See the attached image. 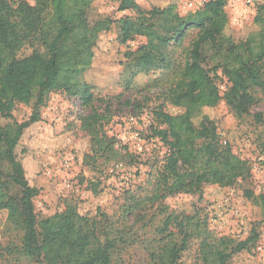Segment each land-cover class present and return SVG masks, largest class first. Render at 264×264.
Listing matches in <instances>:
<instances>
[{"label":"rangeland","instance_id":"1","mask_svg":"<svg viewBox=\"0 0 264 264\" xmlns=\"http://www.w3.org/2000/svg\"><path fill=\"white\" fill-rule=\"evenodd\" d=\"M34 4L35 0H28ZM209 0H137L140 8L175 7L185 16ZM120 0H96L87 9L91 26L108 21L94 48L92 66L83 80L92 86L94 99L84 106L78 96L52 92L40 108L41 119L27 127L16 148L31 185L39 189L33 199L38 221L52 218L67 209L99 224L97 236H118L111 264H160L152 254L161 251V234L167 216L198 214L218 236L245 240L252 232L259 238L249 249L235 254L231 264H264V93L255 86L251 93L256 103L238 114L224 100L209 112L220 141L248 165V173L233 186L208 183L197 193L167 194L162 186L167 144L154 136V128H164L156 115L159 108L171 114L182 109L168 97L161 73L137 72L127 53L146 42L144 37L122 42L119 20L137 16L121 10ZM257 9V10H256ZM231 37L240 42L260 29L264 9L246 7L243 0H228ZM242 15L244 18H239ZM238 19V20H237ZM239 20L241 21L239 23ZM261 20V21H260ZM186 38L188 47L195 36ZM25 49V54L31 52ZM179 49L177 55H181ZM203 64L211 73L220 56L209 47ZM185 57L181 56L184 61ZM264 78V60L259 64ZM218 75L221 71L218 70ZM217 82L222 91L229 85L226 77ZM223 87V88H222ZM37 91L28 103H18L13 120L23 122L31 116ZM107 114L105 118L100 117ZM9 124L11 119H1ZM198 129V128H196ZM199 139H196L198 141ZM18 188L8 189L9 197ZM24 230L9 209L0 206V264H62L53 260L54 252L29 257L23 249ZM170 240L167 237L162 246ZM178 264H202L199 240L195 238L183 252Z\"/></svg>","mask_w":264,"mask_h":264},{"label":"trees","instance_id":"2","mask_svg":"<svg viewBox=\"0 0 264 264\" xmlns=\"http://www.w3.org/2000/svg\"><path fill=\"white\" fill-rule=\"evenodd\" d=\"M94 1L35 0L32 4L0 0V206L9 209L10 216L22 225L27 256L46 257L54 252L53 260L61 259L62 264H111L119 238L109 233L104 238L97 236L99 224L74 209L38 221L33 199L39 189L30 184L16 148L24 130L41 119L40 108L50 93L78 96L84 106L93 102L92 86L82 77L92 66L99 33L109 28L105 20L89 24L87 9ZM120 1L121 10L138 14L119 20L121 41L137 36L146 39L127 53L128 60L137 72L161 73L170 102L182 109L175 115L162 108L156 112L165 127L154 128V136L168 146L161 179L166 193H197L208 183L233 186L248 173V165L228 143L220 141L209 112L224 100L238 114L247 113L256 103L251 89L259 86L264 93L259 70L264 60V22L245 40L236 42L225 10L228 0H209L185 16L173 5L144 11L137 0ZM193 31L195 36L184 47ZM209 47L220 56L214 73L203 64V53ZM26 48L32 49L29 54H25ZM179 49L181 55H177ZM219 77L228 80L225 91L217 82ZM35 91L29 119L13 120L15 106L30 102ZM1 119L12 122L2 124ZM10 187L18 188L17 195L9 197ZM170 226L175 230L161 237V251L152 254L160 264H178L195 238L202 264H231L235 254L249 249L259 238L257 232L245 240L218 237L198 214L168 215L161 234ZM167 237L170 240L162 246Z\"/></svg>","mask_w":264,"mask_h":264},{"label":"built area","instance_id":"3","mask_svg":"<svg viewBox=\"0 0 264 264\" xmlns=\"http://www.w3.org/2000/svg\"><path fill=\"white\" fill-rule=\"evenodd\" d=\"M244 1V5L246 6V7H253V8H258V7H261V6H263L264 5V0H243ZM257 10V9H256ZM242 19V18H244V17H242V15H240L239 16V18L238 19ZM237 19V20H238ZM241 21L239 20V23H240ZM223 88V87H222Z\"/></svg>","mask_w":264,"mask_h":264}]
</instances>
